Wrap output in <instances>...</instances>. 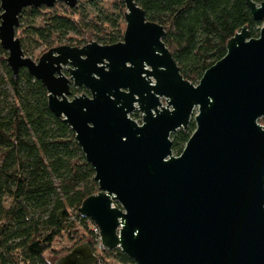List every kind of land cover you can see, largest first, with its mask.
<instances>
[{
    "label": "water",
    "instance_id": "95a60500",
    "mask_svg": "<svg viewBox=\"0 0 264 264\" xmlns=\"http://www.w3.org/2000/svg\"><path fill=\"white\" fill-rule=\"evenodd\" d=\"M0 2V45L14 77L25 69L43 84L50 111L95 170L99 192L79 212L106 249L135 264H264V2L245 0L263 24L259 37L241 28L198 84L137 0H123L120 43L62 45L37 61L17 37L23 11L74 9L79 0ZM72 88L89 94L72 97ZM192 120L196 130L174 156L171 137ZM99 263L83 242L54 264Z\"/></svg>",
    "mask_w": 264,
    "mask_h": 264
},
{
    "label": "trees",
    "instance_id": "16d2710c",
    "mask_svg": "<svg viewBox=\"0 0 264 264\" xmlns=\"http://www.w3.org/2000/svg\"><path fill=\"white\" fill-rule=\"evenodd\" d=\"M100 3L89 0L88 9L80 5L70 9L63 3L51 9H25L17 29L24 53L29 56L30 49L39 47L45 51L61 45L82 47L89 39L104 46L120 43L126 6L116 0L110 13L99 8ZM137 3L149 21L165 28L164 42L184 78L193 84L226 56L228 42L241 28L247 26L251 37L258 38L263 25L252 18L245 0ZM25 18L31 22L26 31L21 28ZM7 57L0 45V264H52L47 253L58 254L53 246L59 239L66 236L73 242L66 250L70 252L84 235L93 236L90 219L79 210L99 186L74 132L50 111L46 88L25 69L14 77ZM83 93L89 94L72 88V97ZM132 117L141 118L138 113ZM260 123L264 125V120ZM195 130L192 121L188 129L172 135L173 153L183 152ZM108 260L135 264L120 249L107 251L102 263Z\"/></svg>",
    "mask_w": 264,
    "mask_h": 264
},
{
    "label": "rangeland",
    "instance_id": "374dc122",
    "mask_svg": "<svg viewBox=\"0 0 264 264\" xmlns=\"http://www.w3.org/2000/svg\"><path fill=\"white\" fill-rule=\"evenodd\" d=\"M116 0H101V3H100V7L99 8H102L103 10L107 11V12H110V13H114V2ZM80 6H85L87 9L89 8L90 4H89V0H79V4ZM92 14H94V12H97V11H94L92 10L91 11ZM31 23L28 18H25L24 21L22 22L21 24V28H23V30H27V27L30 26ZM126 23V21H125ZM21 36V32H19V37ZM26 36V35H25ZM24 37V36H23ZM71 38H77L76 36L74 35H70ZM89 41H94L93 39H89ZM47 51H45V47H39L37 50L35 51H31V49L29 50V56L28 57H31L33 60L37 61L40 56L45 53ZM133 118V117H132ZM136 121H138L139 123H141L139 121L138 118L134 119ZM193 121V120H192ZM174 156H177L176 153H173ZM81 234H84L83 232ZM93 236L91 234H87V235H84V241L83 242H89V238H92ZM82 242V243H83ZM90 243V242H89ZM73 245V242H71L66 236L59 239L53 246V250H55L58 254H54L52 252H48L47 253V258L48 260L54 264L55 261L66 255L67 253L69 252H66L67 249H69L71 246ZM108 264H116V262H114L113 260H108L107 262ZM99 264H103L102 263V260H101V263Z\"/></svg>",
    "mask_w": 264,
    "mask_h": 264
},
{
    "label": "built area",
    "instance_id": "2783aa9c",
    "mask_svg": "<svg viewBox=\"0 0 264 264\" xmlns=\"http://www.w3.org/2000/svg\"><path fill=\"white\" fill-rule=\"evenodd\" d=\"M89 228H90V230L94 236L93 240H92L93 246H91L92 251L101 261L102 258L105 256V253L107 251H110V250H108L104 247L102 240H101V237H100L99 228L91 220L89 222Z\"/></svg>",
    "mask_w": 264,
    "mask_h": 264
},
{
    "label": "flooded vegetation",
    "instance_id": "af4514ba",
    "mask_svg": "<svg viewBox=\"0 0 264 264\" xmlns=\"http://www.w3.org/2000/svg\"><path fill=\"white\" fill-rule=\"evenodd\" d=\"M62 46V45H61ZM56 47H58V46H56ZM53 48H55V47H53ZM52 49V48H51ZM136 113H138V112H136ZM139 114V113H138ZM140 115V114H139ZM140 117H141V115H140ZM139 121H141V118H140V120Z\"/></svg>",
    "mask_w": 264,
    "mask_h": 264
}]
</instances>
